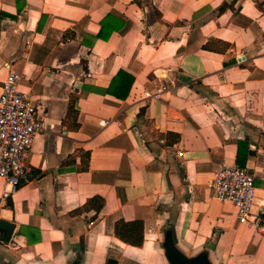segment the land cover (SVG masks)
Listing matches in <instances>:
<instances>
[{
    "label": "crops",
    "instance_id": "0c3cea01",
    "mask_svg": "<svg viewBox=\"0 0 264 264\" xmlns=\"http://www.w3.org/2000/svg\"><path fill=\"white\" fill-rule=\"evenodd\" d=\"M11 71L43 130L29 182L0 177L14 225L0 264H165L168 233L187 257L264 264V0H0V92ZM241 142L257 223L207 187ZM118 219L143 222L141 246L113 234Z\"/></svg>",
    "mask_w": 264,
    "mask_h": 264
},
{
    "label": "built area",
    "instance_id": "2783aa9c",
    "mask_svg": "<svg viewBox=\"0 0 264 264\" xmlns=\"http://www.w3.org/2000/svg\"><path fill=\"white\" fill-rule=\"evenodd\" d=\"M18 80L17 73L9 72L0 92V177L6 179L10 191L29 182L27 152L35 135L43 130L37 107L28 94L18 89ZM207 187L214 197L234 205L240 223H257V215L252 213L254 178L247 168L220 164ZM8 194L9 191H4L3 196Z\"/></svg>",
    "mask_w": 264,
    "mask_h": 264
},
{
    "label": "trees",
    "instance_id": "16d2710c",
    "mask_svg": "<svg viewBox=\"0 0 264 264\" xmlns=\"http://www.w3.org/2000/svg\"><path fill=\"white\" fill-rule=\"evenodd\" d=\"M227 47L226 43H223L221 50H225ZM205 48H211V50H215L211 43L206 44ZM219 49V48H218ZM132 76L124 70H118L115 76L112 78L110 85L112 88L110 89V93L117 98L124 99L130 89L132 83ZM77 110L75 108V102L73 98L69 99L68 102V110L67 117H71L76 120ZM70 128L74 129L77 127L76 121H72L69 125ZM245 145L247 149L248 143L241 142L239 143V148L236 155V161L238 166L244 165L245 157L242 156L240 148ZM249 153V150H246ZM81 153V151H80ZM81 156V169L85 170L88 167V159L89 153ZM89 202H95L92 206L96 211H99L102 206V199L99 197H93L89 200ZM113 234L122 240L123 242L133 245V246H141L143 243V222L141 220H131L125 221L124 219H118L114 222L113 225Z\"/></svg>",
    "mask_w": 264,
    "mask_h": 264
},
{
    "label": "water",
    "instance_id": "95a60500",
    "mask_svg": "<svg viewBox=\"0 0 264 264\" xmlns=\"http://www.w3.org/2000/svg\"><path fill=\"white\" fill-rule=\"evenodd\" d=\"M14 225L5 220H0V231H4V234L0 236L2 241H9V238L12 234ZM164 250V255L170 264H210L207 255L204 252H200L193 257H187L184 255L176 246L174 238L171 234H166L164 241L162 243ZM108 262L111 264H116V260L109 258ZM72 264H77V261H74Z\"/></svg>",
    "mask_w": 264,
    "mask_h": 264
},
{
    "label": "rangeland",
    "instance_id": "374dc122",
    "mask_svg": "<svg viewBox=\"0 0 264 264\" xmlns=\"http://www.w3.org/2000/svg\"><path fill=\"white\" fill-rule=\"evenodd\" d=\"M175 240V239H174ZM163 244L161 243L160 246H162ZM164 264V263H163ZM165 264H170L169 262H166Z\"/></svg>",
    "mask_w": 264,
    "mask_h": 264
}]
</instances>
